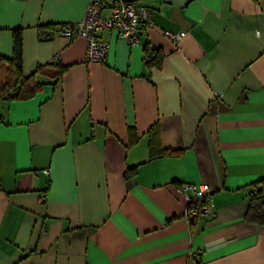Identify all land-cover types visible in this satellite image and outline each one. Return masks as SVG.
<instances>
[{
    "label": "crops",
    "instance_id": "obj_1",
    "mask_svg": "<svg viewBox=\"0 0 264 264\" xmlns=\"http://www.w3.org/2000/svg\"><path fill=\"white\" fill-rule=\"evenodd\" d=\"M90 1L0 0V55L21 28L26 75L67 67L31 99L0 100V264H264V226L244 220L264 177V0H138L154 24L134 46L101 31L104 62L53 29ZM156 124L180 156L148 161ZM184 184L209 186L212 217L190 221Z\"/></svg>",
    "mask_w": 264,
    "mask_h": 264
},
{
    "label": "trees",
    "instance_id": "obj_2",
    "mask_svg": "<svg viewBox=\"0 0 264 264\" xmlns=\"http://www.w3.org/2000/svg\"><path fill=\"white\" fill-rule=\"evenodd\" d=\"M258 2V0H252ZM56 26L53 28L55 30ZM13 53L10 58L0 55V100H28L44 90L46 86L53 88L64 76L67 67L59 60L47 64H39L36 70L26 75L23 70V29H13ZM144 54L146 65L150 68H161L164 55L158 50L145 45ZM150 160L162 157H176L182 154L181 150L165 149L161 146L159 127L154 125L147 134ZM139 136L135 127L129 129V145L136 144ZM137 173V167L128 168L125 176L130 178ZM249 194V202L244 215V220L250 225L264 226V177L253 182ZM188 209V217L191 222L199 216H191ZM194 261L200 264V254H194Z\"/></svg>",
    "mask_w": 264,
    "mask_h": 264
},
{
    "label": "built area",
    "instance_id": "obj_3",
    "mask_svg": "<svg viewBox=\"0 0 264 264\" xmlns=\"http://www.w3.org/2000/svg\"><path fill=\"white\" fill-rule=\"evenodd\" d=\"M153 24V9L138 0H91L83 20L57 25L54 31L70 41L85 39L86 61L104 62L110 45L108 41L100 38L101 31H116L119 38L134 46L140 42V32ZM165 35L177 43L186 33L166 31ZM45 172L48 174V171ZM178 190L192 193L188 197L191 216L214 215L210 207L211 190L207 184H184Z\"/></svg>",
    "mask_w": 264,
    "mask_h": 264
}]
</instances>
